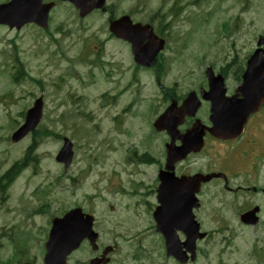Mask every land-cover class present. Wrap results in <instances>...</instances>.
<instances>
[{
  "label": "rangeland",
  "instance_id": "1",
  "mask_svg": "<svg viewBox=\"0 0 264 264\" xmlns=\"http://www.w3.org/2000/svg\"><path fill=\"white\" fill-rule=\"evenodd\" d=\"M148 4L146 14L155 12L157 6L154 0L148 1ZM235 13L228 6L227 17L233 19ZM67 14L61 16L60 20L72 34L64 39V44L80 43L87 35L88 38L97 39L105 36V33H101L102 26L106 27L102 17L91 14L76 24ZM135 18L141 20L143 17L142 14H136ZM252 18L250 13L244 14L242 30L231 33L230 39L222 36L217 38L212 24L208 35L206 27L196 26L189 35L188 43L193 45L195 55L202 56L200 53L204 52V55L207 53L206 58L201 61L195 58L183 64H167L168 71L161 76L163 83L170 85L174 80L177 88H185L193 79V76L185 75H204L205 68L209 66L217 72L226 67L227 75H237L243 57L251 49L248 39L254 34L249 25ZM263 19V14L257 15L259 29L262 28ZM23 40V62L17 65L3 64L0 72V176L14 162H21L25 156L28 158V166L0 197V262L42 264L44 242L51 219L61 216L68 209L81 207L87 213L114 220V231L118 232L113 234L126 235L125 239L116 240L119 252L111 264H175L165 255L163 242L151 234L154 225L144 205L135 202L138 199L136 197L129 198L128 191L123 197L114 191L119 173L128 176L126 178L123 175L121 178L127 190H134L137 186L133 184H137L139 176L130 173L132 164H123L121 155L124 156L126 151L131 153L134 149H143L140 145L143 141L140 122L148 120V111L153 109L152 103L157 108L158 97L151 82L153 71H137L138 79L130 82L132 64H124L127 79L131 83L129 91L125 97L115 100L114 106L103 108V93L107 89L113 93L111 80H106L107 75L102 73L103 70H97L83 60L80 63L81 75L76 76L79 79L71 78L65 73L63 63L50 57L52 49L48 47V38H41L37 32L29 31L24 32ZM235 53L238 54L237 61L228 63ZM17 67L18 71L15 70ZM11 75L21 76L13 83ZM40 95L44 104L38 132L19 142H11V133L23 120L22 112ZM73 100L77 102L74 104ZM123 113V119L129 121L123 125L126 133L122 137L114 128L111 117ZM58 135L68 138L72 143L73 159L66 169L55 160L62 142ZM143 144L151 149L153 157L157 156L155 152L158 147L155 143L150 145L144 140ZM155 167L154 164L146 167L143 178L148 185L143 182L145 191L153 185ZM146 198L150 199L152 206L151 196ZM128 204L137 207H126ZM109 205H113L112 210ZM208 216L211 223L202 222L201 226L204 231H211L212 235L199 242V246L197 243L196 250L201 252L196 260L187 264H255L250 249L257 230L251 227L245 231L238 230L237 235L233 232L234 236H228L221 222L220 227H217L218 218L215 220L211 214ZM129 219H132L130 223ZM128 227L133 229L125 231ZM132 236L137 238L129 239ZM258 244L264 245V239H259ZM135 252L136 255L140 254L136 258L132 255ZM76 255L71 256L69 264L74 263ZM259 264H264V259Z\"/></svg>",
  "mask_w": 264,
  "mask_h": 264
},
{
  "label": "flooded vegetation",
  "instance_id": "2",
  "mask_svg": "<svg viewBox=\"0 0 264 264\" xmlns=\"http://www.w3.org/2000/svg\"><path fill=\"white\" fill-rule=\"evenodd\" d=\"M9 1L0 0V5ZM93 1L14 0L13 11L15 14L23 16L29 12L37 15L45 13L48 25L43 29L31 22H22V24L23 17L19 18L16 25L12 27L0 23V71H2L3 64L17 65L23 62L24 32L29 31L37 32L41 38L49 39L48 47L50 46L52 49L50 57L63 63L65 73L71 75V78L81 75L80 63L83 60L91 67L103 70L102 73L107 75L105 76L106 80H111L113 86V93L107 89V92L102 95L106 107L114 106L115 100L125 97L129 91L131 83L127 79V69L124 64H132L133 72L153 71L151 82L158 97L155 105L157 108H154L152 103L153 109L148 111V120L141 121L140 126L143 128V141L146 140L150 145L155 143L158 147V151L155 152L157 156L153 157L151 149L143 146V141L140 142L143 149H134L131 153L126 151L124 156L121 155V162L123 164L131 163L133 169H130V173L139 177L137 184H133L137 185L135 189L127 190L123 186L121 178L123 175L126 178L128 176L125 173H119L114 191L122 197L126 195L125 191H128L130 192L129 198H138L135 202L144 205V210L154 225L151 234L162 242L164 233L168 231L180 239L185 237V232L173 226V223L178 220L185 222L189 219L188 209L191 205L189 192L192 191L193 195L195 191L194 196H196L198 204L196 207L192 205L191 212L200 225L207 221L211 223L210 216H208L211 214L213 219L218 218L219 226L217 225V227H220L221 222L222 229L228 236H234L233 232L237 235L238 230L245 231L251 227L257 230L256 239L253 240L250 251L255 264H259V261L264 259V245L258 244L259 239H264V102L258 110L247 116L238 136L228 139L214 137L208 132V128L214 124V104L227 105L225 100L241 102V104L244 102L241 91L246 60L256 50L260 57L264 56V19L261 29L257 25V15H264V0H154L157 6L156 10L149 14L146 13L148 1L151 0H104V9L92 10L82 17L78 6L84 3L90 5ZM228 6L230 10L233 9L236 12L233 19L227 17ZM66 13L76 24H80L91 14L101 16L106 24L105 28L103 26L101 28V33H105V36L102 39H97L88 38L87 35L80 43L64 44V39L72 34L60 20L61 16ZM246 13L253 16L249 25L253 28L254 34L248 39L251 49L243 57L242 66L239 67L237 75H227L225 67L221 69L225 74L220 75L222 81H210V75H185L186 77L193 76L192 81L188 82L185 88H177V82L174 80L170 85L163 83L161 76L167 73V64L179 62L183 64L194 61L195 58L199 61L206 58L207 53L204 55V52L200 53L202 56L195 55L194 49L192 50L193 45L188 43L189 35L192 34V30L196 26L206 27V31H210L209 27L212 24L217 38L222 36V38L230 39L232 38L231 33L242 30V16ZM136 14H142L143 18L136 19ZM124 17L129 18L132 24H148L159 42L158 45L161 43L152 65L148 68L138 66L134 61L132 44L119 36L120 34L110 30L112 22ZM120 28L124 31L126 29L122 25ZM239 29L241 30L239 31ZM119 31L121 33V30ZM233 42H231V46L234 45ZM106 54L107 56H105ZM237 58L238 54L235 53L230 57L228 63L236 62ZM15 70L18 71V67ZM135 74L133 77L138 79L139 75ZM20 76L12 75V81L16 83ZM75 79H79V77ZM188 94L192 96L191 104L194 106L197 103V110L193 116H184L172 127L176 121L172 118L178 116L180 107ZM251 100L253 101V97ZM165 111H168L166 116L171 127L169 130L166 128L157 130L154 127V122ZM123 116L124 113L111 117L114 128L122 137L126 133L123 125L128 120L127 118L123 119ZM194 125L198 126V132L203 133L204 142L201 149L198 152H190L183 160H168L169 147L179 146L181 136ZM151 164L156 166L153 185L145 191L143 182L147 185L148 183L143 176L146 175V167ZM114 171L115 169H113ZM198 174H215L216 176L204 181V179L196 177ZM186 192L188 193L187 197ZM149 196L153 201L152 206L150 199L146 198ZM142 197L145 199H141ZM204 202L207 207L203 210ZM126 207L137 206L128 204ZM109 209L112 210L113 205H109ZM250 210L255 211L256 224L254 225L245 224L241 220V216ZM154 213L155 218L163 223L158 230L154 222ZM129 221L132 219H129L128 223H130ZM113 222L114 220H108L106 216L99 217L94 214L92 227L96 234L95 248L88 239H84L74 252L77 255L73 264H90V260L93 258L106 259V262H102V264H111L113 257L119 252L116 240L126 236L125 234H113L118 232L114 231ZM109 224L112 225L109 226ZM132 229L133 227H128L125 231ZM201 231H204L202 226ZM205 233L206 238L212 235L209 230ZM132 237L129 239L137 238L136 236ZM134 248L139 252L137 247ZM132 255L136 258L140 254L136 255L135 252ZM174 262L178 264L176 261Z\"/></svg>",
  "mask_w": 264,
  "mask_h": 264
},
{
  "label": "water",
  "instance_id": "3",
  "mask_svg": "<svg viewBox=\"0 0 264 264\" xmlns=\"http://www.w3.org/2000/svg\"><path fill=\"white\" fill-rule=\"evenodd\" d=\"M103 0H94L89 6L79 5L81 7L80 14L84 16L88 11L93 8H101L103 6ZM12 2L0 6V23H7L10 26L16 25V21L21 18V15H17L12 10ZM28 18L24 21H35L38 25L46 26V16L37 15L33 12L26 14ZM125 26V31L120 26ZM110 30L116 34H120L126 40L132 44V52L134 54V60L141 66H150L158 52L160 45L157 42V38L152 34V30L148 25L131 24L127 17H124L118 21L110 24ZM121 30V33L120 31ZM206 75H214L211 68L206 69ZM244 82L242 88V94L245 95L243 104L237 102L227 101V105L214 104V113L216 115L213 118L215 123L212 127L208 128L210 134L221 137L231 138L239 134L242 124L246 116L256 110L262 100L264 99V57H259L255 52L247 61V67L244 72ZM212 77V78H211ZM210 81L219 80V76H211ZM253 97V101L251 100ZM258 98V100H257ZM192 96L189 94L183 102V106L180 109L179 117L172 125L175 126L179 122L184 114L193 115L197 104L194 106L191 104ZM166 111L154 124L158 129L166 128L170 129L171 125L168 123V117ZM41 117V99L36 100L33 107L27 110L24 123L12 134L11 140L16 142L23 138L28 132L33 130ZM198 126L194 125L188 132L182 137V145L177 148V151L172 152L174 148L168 149V160H172L171 156H176L174 160L182 159L191 150L198 151L202 146L203 133L197 131ZM200 129L202 127L200 126ZM71 143L64 139V144L56 156V160L62 162L64 167L67 168L72 160ZM209 176H205L206 180ZM205 180V179H204ZM192 195V191L189 192ZM189 222H181L178 220V225L182 226L186 232V239L180 242L172 235H166L165 246L166 254L173 256L181 263L186 261V252H190L191 259H194L195 241L197 238H202L203 233H198V224L193 220V216L190 213ZM250 216H245V221L250 222ZM92 216L90 214H84L81 208L76 207L67 211L62 217H55L51 221V227L49 230L48 239L45 243V255L43 258V264H65L68 254L76 249L81 240L84 238L93 239L94 233L92 232ZM189 227V229H188ZM103 260H92L90 264H98Z\"/></svg>",
  "mask_w": 264,
  "mask_h": 264
},
{
  "label": "trees",
  "instance_id": "4",
  "mask_svg": "<svg viewBox=\"0 0 264 264\" xmlns=\"http://www.w3.org/2000/svg\"><path fill=\"white\" fill-rule=\"evenodd\" d=\"M26 161H27V156H25L21 162L15 163L0 178V197L3 195V193L5 192V190L7 188V184L4 181L10 182L13 179V175L16 174V173H19L20 170L26 165Z\"/></svg>",
  "mask_w": 264,
  "mask_h": 264
}]
</instances>
